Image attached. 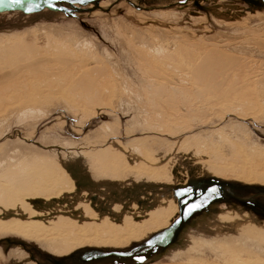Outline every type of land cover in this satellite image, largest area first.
Returning a JSON list of instances; mask_svg holds the SVG:
<instances>
[{
    "label": "rangeland",
    "instance_id": "1",
    "mask_svg": "<svg viewBox=\"0 0 264 264\" xmlns=\"http://www.w3.org/2000/svg\"><path fill=\"white\" fill-rule=\"evenodd\" d=\"M16 42L32 48L38 66L0 84V184L49 169L58 186L47 190L58 195L49 204L47 187L34 190L30 203L45 205L32 204L28 220L0 211V264H187L189 256L222 264L181 235L230 209L255 221L252 231L233 229V250L239 232L263 247L243 258L264 260V184L206 170L220 154L264 150V0H96L1 12L0 47ZM16 54L0 57V75ZM205 61L223 65L213 74L220 85L197 73ZM186 187L195 193L177 195ZM212 187L218 193L188 213L183 202ZM161 196L178 212L146 236L51 246L54 207L107 219L135 211L138 219Z\"/></svg>",
    "mask_w": 264,
    "mask_h": 264
},
{
    "label": "bare ground",
    "instance_id": "2",
    "mask_svg": "<svg viewBox=\"0 0 264 264\" xmlns=\"http://www.w3.org/2000/svg\"><path fill=\"white\" fill-rule=\"evenodd\" d=\"M27 51L31 53L32 48L26 45H20L17 42L9 48L0 47V57L2 59L8 58L12 53H17L15 59L9 60L13 62V64L15 63V66H13V69L11 68V71L8 70L0 75V84L12 78H21L24 76L23 70L37 68L38 61L28 58ZM206 62L207 61L196 67L197 73L200 71L202 74H199H201L202 77H204L203 75H211L212 85H220L223 80H217L214 78L213 74H221L223 71L220 72L217 70H224L223 65L220 66V64L218 65L214 62ZM236 152H238V149ZM238 154L241 153L239 152ZM218 156V158L206 168L209 173L224 178L231 177L244 182L264 184V150H256L254 154L248 153L239 157L234 156L233 158H227L224 154ZM52 175L53 171L49 169L43 171L34 169L29 173L18 172L10 180V186L0 184V211L8 209L9 216L14 221L28 220L30 217L36 215L37 212H35L33 208L36 206L41 207L45 205V203L41 201L30 203V200H28L29 195L34 190L47 187L42 192L43 194L41 193L44 196L43 199H45V202L48 203L51 201L52 195L57 196L58 194L56 195V192L47 190L49 186H58L54 183L55 176ZM156 201L155 208L147 211L144 217L138 219L137 217L139 215L135 211L133 213L131 212V215H129L130 212H128V214H124L123 217H120V214L119 216L116 214V216H112L113 219H107V217L100 218V216H97L92 211L76 212L75 210L66 208L62 203L63 205L48 210V214H46L47 216L57 218V222L54 223V229L57 233L52 236L50 240L51 246L57 251H67L77 245L87 242L105 245H120L146 236L155 228L169 223L178 212L177 203L173 204L168 197L161 196L157 198ZM66 202L69 201L66 200ZM32 204H34L35 207ZM68 207L70 206L68 205ZM39 213L40 212H38V214ZM249 213L250 212H247V214ZM145 217L150 220V224L145 230H142L141 225ZM44 218L48 219L47 217ZM241 227L249 231H252V229L254 230V217L230 209L213 215L210 218H202L199 221L196 232L185 229V232L182 233L181 236L187 243L191 241L190 245L200 244V246H205L215 252L217 259L223 262L222 264H264V260L260 259L258 256L253 259L243 258L241 252H249V249L253 247L261 250L263 247L256 244H248L247 239L243 237L244 235H241L242 233L235 232L236 235L238 234V240H241V244H239L241 248L236 247L238 249L233 250V247H235L233 246V229L239 230ZM247 233L248 232H246V234ZM259 234L262 236L264 230L262 229ZM249 236L251 235L247 236L248 239ZM260 239H263V237ZM188 249H191V247ZM188 258L189 262L187 264H208L200 257L197 260L193 256H189Z\"/></svg>",
    "mask_w": 264,
    "mask_h": 264
},
{
    "label": "snow or ice",
    "instance_id": "3",
    "mask_svg": "<svg viewBox=\"0 0 264 264\" xmlns=\"http://www.w3.org/2000/svg\"><path fill=\"white\" fill-rule=\"evenodd\" d=\"M5 2L9 3L10 5H23L25 3V0H0V5H3ZM26 11L31 12L33 10V6L29 5L25 8ZM208 195H204L203 193H201L202 196V200L198 201V202H193V203H188V202H183L184 206L187 208L188 213H191L194 209L200 208L203 204V202L207 201L209 199V197L213 194H217L218 193V189L216 187H212L210 189L207 190ZM195 193V189L193 187H186L183 190L179 191L177 193V195L179 196H185L187 195H193ZM183 214V213H182ZM180 221L177 220L176 223H179ZM151 240L148 241L149 244H151ZM140 260H143V257H137Z\"/></svg>",
    "mask_w": 264,
    "mask_h": 264
},
{
    "label": "water",
    "instance_id": "4",
    "mask_svg": "<svg viewBox=\"0 0 264 264\" xmlns=\"http://www.w3.org/2000/svg\"><path fill=\"white\" fill-rule=\"evenodd\" d=\"M96 0H25L23 5H10L9 3L5 2L3 5H0V12L6 11H23V12H36L43 10L45 8H49L52 4H57L60 2H67L70 4H77V3H89ZM29 5L33 6V10L31 12L26 11L25 8Z\"/></svg>",
    "mask_w": 264,
    "mask_h": 264
}]
</instances>
